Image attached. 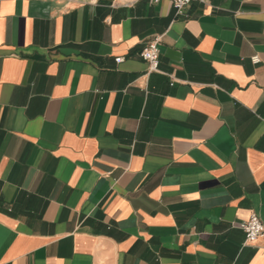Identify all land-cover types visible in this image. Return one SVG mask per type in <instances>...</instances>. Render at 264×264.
I'll return each mask as SVG.
<instances>
[{
    "label": "crops",
    "instance_id": "0c3cea01",
    "mask_svg": "<svg viewBox=\"0 0 264 264\" xmlns=\"http://www.w3.org/2000/svg\"><path fill=\"white\" fill-rule=\"evenodd\" d=\"M262 117L264 0H0V264H264Z\"/></svg>",
    "mask_w": 264,
    "mask_h": 264
},
{
    "label": "built area",
    "instance_id": "2783aa9c",
    "mask_svg": "<svg viewBox=\"0 0 264 264\" xmlns=\"http://www.w3.org/2000/svg\"><path fill=\"white\" fill-rule=\"evenodd\" d=\"M153 3H157L161 0H150ZM174 9L175 15L183 13L184 8L193 1L207 3L209 0H169ZM161 39L160 35L150 38L140 50V57L147 64V73L153 71H159V49L158 44ZM124 59V56H116L115 62H120ZM253 63L259 62L257 54L251 56ZM264 119V117H262ZM239 226L244 231V243L254 242L256 239L264 235V223L260 216L255 211H251L247 217L239 221Z\"/></svg>",
    "mask_w": 264,
    "mask_h": 264
}]
</instances>
